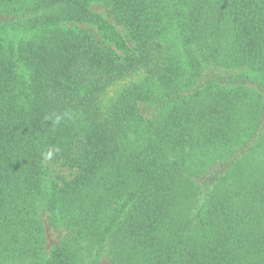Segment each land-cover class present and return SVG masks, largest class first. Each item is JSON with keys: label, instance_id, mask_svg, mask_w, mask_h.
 Instances as JSON below:
<instances>
[{"label": "trees", "instance_id": "1", "mask_svg": "<svg viewBox=\"0 0 264 264\" xmlns=\"http://www.w3.org/2000/svg\"><path fill=\"white\" fill-rule=\"evenodd\" d=\"M0 264H264V0H0Z\"/></svg>", "mask_w": 264, "mask_h": 264}, {"label": "rangeland", "instance_id": "2", "mask_svg": "<svg viewBox=\"0 0 264 264\" xmlns=\"http://www.w3.org/2000/svg\"><path fill=\"white\" fill-rule=\"evenodd\" d=\"M94 9H98V10H100V11H103L102 7H100V5H97V4L94 6ZM71 25H72V24H71ZM23 34H24V33H19V36H23ZM50 170H51L54 174H55V173H60V174L65 175V174H68V173H69V170H67L65 167H64V168H63V167H61V168H59V167H54V168H51ZM53 173H52V174H53ZM60 231H61V235H64V236H65V235L67 234V232L65 231V229H64L62 226H61V228H60ZM55 240H56V239H54V240L51 239V240H50V243H51L52 241L54 242ZM104 258L106 259V251H104V252H103V255H102V259H104Z\"/></svg>", "mask_w": 264, "mask_h": 264}, {"label": "clouds", "instance_id": "3", "mask_svg": "<svg viewBox=\"0 0 264 264\" xmlns=\"http://www.w3.org/2000/svg\"><path fill=\"white\" fill-rule=\"evenodd\" d=\"M57 122H59V117H57Z\"/></svg>", "mask_w": 264, "mask_h": 264}]
</instances>
